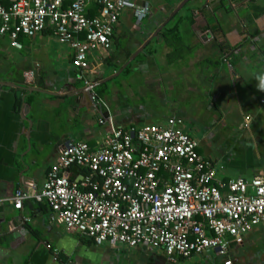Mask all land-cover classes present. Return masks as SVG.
I'll list each match as a JSON object with an SVG mask.
<instances>
[{
	"label": "crops",
	"instance_id": "0c3cea01",
	"mask_svg": "<svg viewBox=\"0 0 264 264\" xmlns=\"http://www.w3.org/2000/svg\"><path fill=\"white\" fill-rule=\"evenodd\" d=\"M131 1L147 4L149 16L139 23L127 8L111 49L89 57L86 75L92 84L122 68L182 0ZM218 1H192L193 21L183 24L182 35L193 50L183 59L169 63L167 48L154 45L155 53L92 89L74 67L72 50L49 30L21 37V49L0 36V264L171 263L160 247L96 245L51 221L46 203L27 199L17 209L11 201L18 188L28 190L25 182L42 184L66 143L96 147L108 132L97 118L107 111L120 128L181 120V128L197 140L199 153L222 166L225 178L264 172V91L250 78L264 72V0H225L227 9L214 10ZM120 39L124 47L114 48ZM103 83L109 91L100 97L106 107L91 98ZM80 171L71 167L66 175L78 178ZM250 232L227 256L210 249L195 255L203 262L189 264H264V245L258 254L248 253Z\"/></svg>",
	"mask_w": 264,
	"mask_h": 264
},
{
	"label": "built area",
	"instance_id": "2783aa9c",
	"mask_svg": "<svg viewBox=\"0 0 264 264\" xmlns=\"http://www.w3.org/2000/svg\"><path fill=\"white\" fill-rule=\"evenodd\" d=\"M126 8L139 23L150 13L147 4L131 0H0V36L21 49V37L49 30L72 50L73 65L90 86L89 57L111 49ZM91 98L106 107L93 91ZM97 121L108 125L101 142L66 143L41 185L28 181V190L14 192L15 208L27 199L46 203L51 221L96 245L160 247L171 263L210 249L227 256L264 224V172L223 177L222 166L199 153L181 120L120 128L107 111ZM71 167L81 170L78 178L66 175Z\"/></svg>",
	"mask_w": 264,
	"mask_h": 264
},
{
	"label": "trees",
	"instance_id": "16d2710c",
	"mask_svg": "<svg viewBox=\"0 0 264 264\" xmlns=\"http://www.w3.org/2000/svg\"><path fill=\"white\" fill-rule=\"evenodd\" d=\"M193 0H189L182 9L177 12L158 32V34L146 45V47L138 54V56L120 73V75L126 73L135 62L144 60L148 54L155 53L157 49L154 45H164L167 48L166 59L169 63L183 59L184 56L193 50V47L188 46L183 39L182 26L183 24L192 23V5ZM219 8L227 9L225 6V0H219L214 10ZM203 10V9H202ZM204 14L207 13L204 11ZM208 15V14H207ZM148 17V16H147ZM214 31V27H211ZM127 57L130 55L128 52ZM116 70V69H114ZM119 76V75H118ZM107 83H103L96 88L95 94L98 97L104 96L108 91Z\"/></svg>",
	"mask_w": 264,
	"mask_h": 264
},
{
	"label": "rangeland",
	"instance_id": "374dc122",
	"mask_svg": "<svg viewBox=\"0 0 264 264\" xmlns=\"http://www.w3.org/2000/svg\"><path fill=\"white\" fill-rule=\"evenodd\" d=\"M126 11H128L127 8L121 14L123 18L125 17ZM116 46L118 48H123L124 40L122 39L118 40L117 44L114 45V48H116ZM199 113L201 117L205 116L204 112H199ZM202 127H205V124H202ZM190 133L192 135H195V132L193 131V129L190 130ZM249 234L252 236V242L249 245L250 251L249 252L245 251V252L252 253V254H258L264 245V227H257L255 230H252ZM203 261H204V257L194 256L191 259L181 260L179 262H184V264H189L190 262H203Z\"/></svg>",
	"mask_w": 264,
	"mask_h": 264
},
{
	"label": "water",
	"instance_id": "95a60500",
	"mask_svg": "<svg viewBox=\"0 0 264 264\" xmlns=\"http://www.w3.org/2000/svg\"><path fill=\"white\" fill-rule=\"evenodd\" d=\"M189 0H182L178 6L173 10V12L169 15V17L163 22L160 24V26L157 28V30L149 37L147 38V40H145L141 46L131 54V56L128 58L127 62L122 66V68H120L115 74L109 76V77H106L105 79H103L102 81H99L98 83L96 84H91V86L89 88H94L97 84L101 83V82H105V81H108L110 79H112L114 76H117L119 75L123 69H125L137 56L138 54L146 47V45L158 34V32L165 26V24L177 13L179 12L182 7L188 2ZM88 88V89H89ZM38 90V89H36ZM38 91H41V90H38Z\"/></svg>",
	"mask_w": 264,
	"mask_h": 264
},
{
	"label": "clouds",
	"instance_id": "9594fccd",
	"mask_svg": "<svg viewBox=\"0 0 264 264\" xmlns=\"http://www.w3.org/2000/svg\"><path fill=\"white\" fill-rule=\"evenodd\" d=\"M250 78H255L256 88L260 91H264V72L253 73Z\"/></svg>",
	"mask_w": 264,
	"mask_h": 264
}]
</instances>
